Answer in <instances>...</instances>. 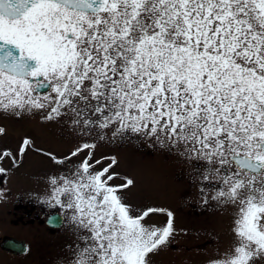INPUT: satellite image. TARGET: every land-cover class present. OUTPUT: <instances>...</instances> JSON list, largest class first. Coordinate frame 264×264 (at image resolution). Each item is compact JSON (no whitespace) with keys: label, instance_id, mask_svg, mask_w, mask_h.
<instances>
[{"label":"snow or ice","instance_id":"6c2138e0","mask_svg":"<svg viewBox=\"0 0 264 264\" xmlns=\"http://www.w3.org/2000/svg\"><path fill=\"white\" fill-rule=\"evenodd\" d=\"M36 112L77 143L57 157L25 136L0 177L30 150L60 166L45 195L75 239L58 264H154L174 235L173 211L128 204L133 179L96 156L127 138L174 151L229 212L205 264H264V0H0V115Z\"/></svg>","mask_w":264,"mask_h":264},{"label":"flooded vegetation","instance_id":"af4514ba","mask_svg":"<svg viewBox=\"0 0 264 264\" xmlns=\"http://www.w3.org/2000/svg\"><path fill=\"white\" fill-rule=\"evenodd\" d=\"M27 114L32 113L25 115ZM1 117L0 126L6 128L7 134L0 136V149L7 148L15 152L21 139L27 136L43 152H52L57 157H63L73 148L74 142H77V138H66L70 140L67 141L70 143L68 148L59 150L63 148L62 144H58L59 147H53L46 140L39 141L35 135H28L25 128L18 132L13 130L16 126H25L27 121H38V119L13 118L4 115ZM60 125L65 124H58ZM29 126H31L30 123ZM41 142L45 144L40 145ZM104 142L109 151L103 153L96 150L97 158L102 154L117 158L116 154L123 152V149L127 152L140 153L145 145V141L138 138H127L123 143L119 140ZM43 146H48L49 149ZM128 146L131 148L130 151L127 150ZM148 147H150L149 143ZM155 150L166 153L164 156L170 154L166 148L155 147ZM28 154H34L41 159L43 166L37 165L36 171L31 169L21 173L26 181L14 183L12 187H9V176L0 177V187L7 190L6 199H0V264H58L57 256L63 255L67 251L68 244L75 239L71 234L64 209L55 205L53 201L47 200L45 195L48 190L49 176L57 174L61 168L42 153L30 150ZM31 159H33L32 155L24 156L20 163L22 165L18 166L19 169ZM178 159L179 164L168 171L172 173L167 177V186H171L174 193L173 202L167 207L175 216V233L170 237L162 253L204 250L215 243H218L220 248L227 246L231 240L229 212L218 208L215 202L210 201L207 205L203 203V197L199 194L200 183L195 173L186 161L179 157ZM4 166L10 168L8 174L18 169V167L11 168L8 161L4 162ZM118 170L120 168L117 166L116 171ZM118 172L121 174L120 171ZM204 190L209 191L207 186ZM129 204L134 208H144V205L139 202ZM150 205L163 207L162 204H148V207ZM166 220L165 214H152L147 219V223L163 224ZM215 236L221 240L215 241Z\"/></svg>","mask_w":264,"mask_h":264},{"label":"rangeland","instance_id":"374dc122","mask_svg":"<svg viewBox=\"0 0 264 264\" xmlns=\"http://www.w3.org/2000/svg\"><path fill=\"white\" fill-rule=\"evenodd\" d=\"M23 117H29L31 120L36 118L38 121H27L25 126H16L13 130L18 132L25 128L28 135H35L39 141L46 140L49 142L48 144L53 147H59L58 144H62L63 148H60L59 150H65L68 148L70 143L67 141L70 140H67L66 138H77L74 133L69 131L67 125L58 126L55 122L43 121L39 112L29 115L27 114ZM0 118H2L1 115ZM29 123L31 126H29ZM144 141L145 140H143V142ZM76 143L77 142H74V144ZM42 144L45 143L41 142L40 145ZM43 147L47 148L46 146ZM96 150L104 153L108 152L109 148L107 147L106 142H100ZM127 150H131L130 146L127 147ZM165 154L155 150V147H148L147 141H145L143 151L140 153L132 151L127 152L123 149V152H118L116 154L119 161L118 168H120L118 171L121 172V176L131 177L134 181V186H130L128 189L124 190L123 196L128 204L139 202L144 205V208L148 207V204H162L163 207L161 208L168 209L167 205L171 204L174 199V193L170 188L171 186H167V177L172 173H169L168 171L179 164V159L174 151L167 156H164ZM31 155L33 156V159L23 165L24 167L22 166L20 169L18 167V169L7 174V176H9L8 181L10 182L9 187H12L14 183L26 181L21 173H25L26 170L31 169L36 171L35 167L37 165L43 166L41 163L42 160L35 157L34 154H27L26 157ZM21 165L22 164H20V166ZM18 176H20V178H17ZM119 182L121 181H117V183ZM156 214L161 215V213ZM219 240H221V238L217 236L215 241ZM217 247H219V244L215 243L212 247L209 246L204 250L198 251H175L173 253H170L169 251L167 253H162L161 251L159 255L153 257V260L154 264H205L206 257L214 252Z\"/></svg>","mask_w":264,"mask_h":264}]
</instances>
